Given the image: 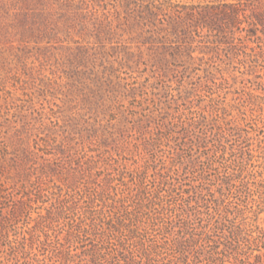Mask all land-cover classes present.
Returning <instances> with one entry per match:
<instances>
[{
    "label": "rangeland",
    "instance_id": "obj_1",
    "mask_svg": "<svg viewBox=\"0 0 264 264\" xmlns=\"http://www.w3.org/2000/svg\"><path fill=\"white\" fill-rule=\"evenodd\" d=\"M260 9L264 0H0V215L10 218L0 264H93L101 248V262L119 264L120 240L130 254L132 239L82 232L92 219L74 200L87 207L115 176L110 197L89 206L107 226L145 166L149 190L167 189L133 225L146 243L132 246L136 264H264ZM175 30L201 33L180 45ZM59 203L73 206L50 216Z\"/></svg>",
    "mask_w": 264,
    "mask_h": 264
},
{
    "label": "trees",
    "instance_id": "obj_2",
    "mask_svg": "<svg viewBox=\"0 0 264 264\" xmlns=\"http://www.w3.org/2000/svg\"><path fill=\"white\" fill-rule=\"evenodd\" d=\"M223 4H224V6L229 7L233 4V2H224ZM197 6H201V5H199V4L195 5V7H197ZM210 8H211L210 4H208V3L204 4V5H202V8L199 10L198 14L201 16H204V14H207L210 12ZM228 15L231 17V19H239V12H238L237 8L234 10V12L232 14L229 13ZM252 16H253V18L257 19V24L263 25V28L261 30L264 33V9L254 11ZM259 29L260 28L257 26V31ZM34 31H35L34 26L30 25L29 27L18 31V33H20L21 37L25 40L26 35L30 34V32H34ZM3 33L7 34L8 31L5 30ZM36 33H37L38 37L42 38V39L49 37L50 35H53V34L55 35V32H50L48 30H42V32H36ZM173 33H175L174 35H176L178 37L179 41L181 42L180 45H182V43L188 44L190 42L191 43L194 42L196 40V36L200 35L201 32L200 31L193 32L192 30H175ZM170 37L171 36L168 33L163 34V38H165V41H170V39H171ZM259 37L262 38L261 35H259ZM190 46H191V44H190ZM190 46H187L186 48L189 49ZM84 51H85V48L83 50L81 48L80 53H76L77 58H80V59L83 58L82 54L84 53ZM23 158L24 157H22V159ZM95 163L96 162L93 161L91 164H89L88 165L89 169L90 168L93 169L94 167H96ZM148 167L149 166H145L144 169H142L139 172V176H138L139 179L137 181V185H138L137 186L138 187L137 193L132 195V194H130V192H127L125 190L123 196L118 200V202H119L118 211H117L115 216H111L109 218V220L106 222L107 226H104V223H105L104 217L99 216L98 218H96L95 216H93V210L90 209V207H91V204H93V202H95V200L97 198L103 199L104 197H107V196L110 197L111 189L115 188V186H116V184H114L115 176H108L105 179V183H104V185H102L101 191H95V192L88 193L89 194L88 195L89 200H87V204H86L87 207H85L84 205L78 206L79 200H74L75 206L80 207V208L83 207V209H84L83 213H85V215L87 217H90L92 219V222H90L87 226H85L81 231L84 233L90 232L91 230L97 231L96 233H99L103 237H105L104 233H106L107 230H111L113 232H127V236L132 239V246L133 247L139 248V245H141L143 247L146 244L144 242L143 237H140L137 240H133V238H135L139 232L138 229L133 227V225H135L139 220H141L145 214H149V212L151 210V206L153 204L161 203L162 199H161L160 192L167 189L166 188L167 181L161 180L160 186L156 189L155 192H151L149 190V188L146 184V181H145ZM5 171H6L5 167L2 164H0V172L5 177H8ZM42 173L49 175V173L45 169H42ZM74 177L76 178V176H74ZM120 179H121L122 184H127V181L123 177ZM5 181H6L5 178L3 180L1 179L0 193L4 190V183L3 182H5ZM87 191H88V189H87ZM71 194H73V193L71 192ZM133 199L135 201L134 202L135 207H133V209H128V207L125 205V202L133 200ZM17 204L18 205H17V207L13 213V218H15V217L17 218L18 215L20 214L19 211L22 209H25V206H26V202L23 199H19ZM72 206L71 205H65L64 203H59V204H57L55 210H49L48 213L50 216L62 215V214H64V212L68 208L70 209ZM123 206L126 207L124 209V211L120 210ZM161 207H162V210H164L167 213L176 212V207H173L171 205H165L163 203L161 205ZM153 218H155V220H156L157 217L154 216ZM9 219L10 218L6 215H3V214L0 215V234L2 236L7 235V233H8V224L7 223H8ZM170 227H171L170 221L164 225V228L166 231H169ZM238 233H239V230H235V231L233 230L232 231L233 235H237ZM193 240H195V239H193ZM119 243H120L119 247L117 248L118 252L116 254H114L112 257L113 258H119V261H118L119 264H136V260H135V257L133 255V253H134L133 247L131 246V248H130V254H127L123 250V248L126 247L124 240H120ZM179 245L182 246V243L179 242V243H177L176 246H179ZM152 247L153 246H151V245L148 246L147 249H145L143 252L145 254V256L148 257L149 260H151L150 249H152ZM175 249H177V248H175ZM90 253L92 255L93 264H111L113 262L112 259L111 260L108 259V263L101 262L100 259L102 257H105V255H106V252H104V248H101L100 250H90ZM119 256H122V259L124 260V262H121V259ZM70 259H71V257H67V260H68L67 264H72L69 262Z\"/></svg>",
    "mask_w": 264,
    "mask_h": 264
}]
</instances>
